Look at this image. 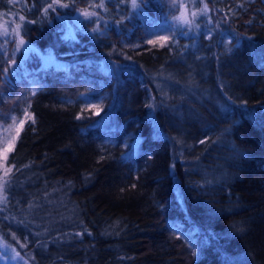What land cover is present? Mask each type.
<instances>
[{"label":"trees","instance_id":"16d2710c","mask_svg":"<svg viewBox=\"0 0 264 264\" xmlns=\"http://www.w3.org/2000/svg\"><path fill=\"white\" fill-rule=\"evenodd\" d=\"M136 2L0 0V264H264V0Z\"/></svg>","mask_w":264,"mask_h":264},{"label":"rangeland","instance_id":"374dc122","mask_svg":"<svg viewBox=\"0 0 264 264\" xmlns=\"http://www.w3.org/2000/svg\"><path fill=\"white\" fill-rule=\"evenodd\" d=\"M192 11H189L186 7H182L180 12H178L177 17L187 18L190 20L191 18ZM10 15H0V30L6 31V35L8 36V40L10 42V46L13 47L12 51L18 52L19 50H27V48L30 47V44L23 38L22 35H20L19 30L17 27L20 24V19L14 15H12L9 18ZM182 19L180 20L182 22ZM20 28V26H19ZM166 37L165 34H157V35H152L149 36V42L155 41V43H160L164 41ZM21 40L24 41V44L21 45ZM50 50V49H49ZM52 52V50H51ZM53 53H50L48 55V60H53ZM14 60L10 61V64H12ZM31 89H36V86H30ZM82 101L84 102L83 105L88 109V114L93 112H99L102 109V104L100 99H92L91 96L87 92H82L80 94ZM82 105V106H83ZM19 107V106H18ZM90 110V111H89ZM85 110L80 112V116L84 114ZM86 113V112H85ZM86 113V114H87ZM14 118V119H13ZM32 118L31 112L28 109L27 103H24L18 108L17 110L11 112V115L7 117L5 120L0 122V169L5 167V149L12 147L17 135V130L19 129V132L21 131V126H20V121H24L23 126L25 124V121L28 119L30 120ZM117 130V129H116ZM118 131V130H117ZM132 133L125 134V136H121V140L123 145H126L132 140ZM136 142V139L133 140V143ZM8 153V152H7ZM184 231V230H183ZM191 240V239H190ZM193 241V240H191ZM7 248L3 243H0V263H3L6 259L5 255L6 254ZM9 252V251H8ZM10 254V253H9ZM10 263H14V258H9ZM19 259V257H18ZM8 261V259H6ZM6 264V262L4 263Z\"/></svg>","mask_w":264,"mask_h":264},{"label":"snow or ice","instance_id":"6c2138e0","mask_svg":"<svg viewBox=\"0 0 264 264\" xmlns=\"http://www.w3.org/2000/svg\"><path fill=\"white\" fill-rule=\"evenodd\" d=\"M193 2H195V0H193ZM62 6L63 7H67L68 5H62ZM98 6L99 7H104V4L101 3ZM132 6H133V8L139 7V5L137 4L136 0H132ZM174 6H176V5H174ZM181 6L186 7V5H181ZM52 7H53V5L50 4L49 5V8H52ZM208 10L209 9H208L207 3H204L203 9H201V13H206ZM45 13H47V9H45ZM83 15L85 16L86 19H91V17L93 15H95V13L84 12ZM195 16H196V13H192V17L194 18ZM20 19L23 20L24 17H21ZM175 19L181 20L182 18L181 17H175ZM182 23L190 25V24L193 23V20H189L187 18H183L182 19ZM93 31H96V29H93ZM20 43H21V45H23L24 44V41L21 40ZM151 43H155V41H151ZM23 123H24V121H20L21 128L23 127ZM33 123H34V120H33ZM17 135H19V129L17 130ZM203 142L204 141H201V143H203ZM9 151H11L10 148H6L5 149V156H4V160L5 161H7V152H9ZM10 172H11V168L6 169L5 172H4V176L7 177ZM0 187H4V186H0ZM13 238H15V237H13ZM5 247H7V245H5ZM16 255H17V257H19V253H17Z\"/></svg>","mask_w":264,"mask_h":264}]
</instances>
